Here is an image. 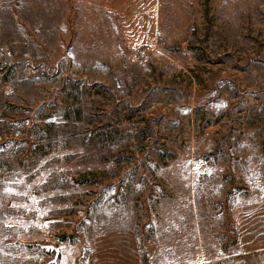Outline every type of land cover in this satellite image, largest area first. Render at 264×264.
<instances>
[{"label":"rangeland","instance_id":"obj_1","mask_svg":"<svg viewBox=\"0 0 264 264\" xmlns=\"http://www.w3.org/2000/svg\"><path fill=\"white\" fill-rule=\"evenodd\" d=\"M0 264H264V0H0Z\"/></svg>","mask_w":264,"mask_h":264}]
</instances>
